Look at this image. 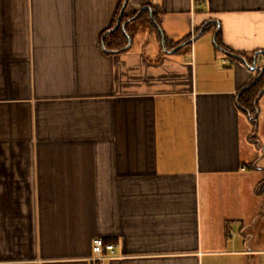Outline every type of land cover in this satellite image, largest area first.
Instances as JSON below:
<instances>
[{
	"label": "crops",
	"instance_id": "1",
	"mask_svg": "<svg viewBox=\"0 0 264 264\" xmlns=\"http://www.w3.org/2000/svg\"><path fill=\"white\" fill-rule=\"evenodd\" d=\"M125 2L0 0V264H264V0Z\"/></svg>",
	"mask_w": 264,
	"mask_h": 264
},
{
	"label": "trees",
	"instance_id": "2",
	"mask_svg": "<svg viewBox=\"0 0 264 264\" xmlns=\"http://www.w3.org/2000/svg\"><path fill=\"white\" fill-rule=\"evenodd\" d=\"M123 20L121 19V24L117 29H114L111 31L107 36L109 37V40H113V38L117 37L118 34H120V44L119 47H122L127 43V39L125 38V35L121 32V26H122ZM106 37V39L108 38ZM117 39V38H116ZM216 46L217 48L228 51V49L222 44L221 42V32L219 31L216 34ZM264 69L262 72H259L257 78L255 81L245 90H243L241 96H240V104L242 108H244L247 111L254 112L257 106V99L258 97L264 93Z\"/></svg>",
	"mask_w": 264,
	"mask_h": 264
},
{
	"label": "built area",
	"instance_id": "3",
	"mask_svg": "<svg viewBox=\"0 0 264 264\" xmlns=\"http://www.w3.org/2000/svg\"><path fill=\"white\" fill-rule=\"evenodd\" d=\"M115 257V245L112 243H105L100 237L93 242L92 264H105L107 260Z\"/></svg>",
	"mask_w": 264,
	"mask_h": 264
},
{
	"label": "water",
	"instance_id": "4",
	"mask_svg": "<svg viewBox=\"0 0 264 264\" xmlns=\"http://www.w3.org/2000/svg\"><path fill=\"white\" fill-rule=\"evenodd\" d=\"M127 2H128V0H126V2H125V4H124V7H123V9H122V11H121V16H122V14H123V12H124V10H125V6H126ZM120 23H121V17L119 18L118 23H117L115 29L119 27ZM123 27H125V25H123ZM202 31H203V30H202ZM130 41H131V39H130ZM163 44L165 45V40H163ZM182 46H183V45H181V46L175 48L174 50H177V49L181 48ZM227 53H228V52H227ZM229 54L233 55L232 53H229ZM240 58H241L242 60H244V61H247V60H246L245 58H243V57H240ZM256 67H257V66H256V59H255V63H254V65H253L251 68L254 70V69H256Z\"/></svg>",
	"mask_w": 264,
	"mask_h": 264
},
{
	"label": "rangeland",
	"instance_id": "5",
	"mask_svg": "<svg viewBox=\"0 0 264 264\" xmlns=\"http://www.w3.org/2000/svg\"><path fill=\"white\" fill-rule=\"evenodd\" d=\"M262 63H264V61L260 60L259 64L261 65ZM263 79H264V76H263ZM263 103H264V99H263Z\"/></svg>",
	"mask_w": 264,
	"mask_h": 264
}]
</instances>
